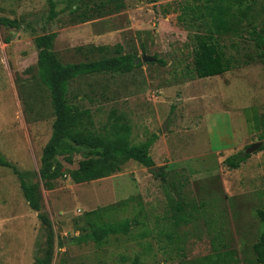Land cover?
Wrapping results in <instances>:
<instances>
[{
    "label": "rangeland",
    "instance_id": "obj_1",
    "mask_svg": "<svg viewBox=\"0 0 264 264\" xmlns=\"http://www.w3.org/2000/svg\"><path fill=\"white\" fill-rule=\"evenodd\" d=\"M185 1L57 0L51 20L48 0H0V16L21 23H0V151L33 181L55 119L38 74L36 36L57 32L53 49L63 62L115 56L119 45L123 54L156 57L130 71L70 81L69 101L89 111L94 130L125 122L131 143L155 138L150 153L164 174L129 160L107 177L77 183L66 170L79 166L83 152L72 162L59 156L64 173L52 188L40 187L41 211L55 231L52 264H209L207 256L218 253L230 264H259L264 143L237 168L225 159L260 140V121L264 129V52L252 33L264 39V0L221 39L234 67L202 78L194 68L196 29L179 19ZM178 204L189 222L176 227ZM124 219L131 220L127 233L100 244L74 240L94 223ZM47 233L13 169L0 166V264H36Z\"/></svg>",
    "mask_w": 264,
    "mask_h": 264
},
{
    "label": "trees",
    "instance_id": "obj_2",
    "mask_svg": "<svg viewBox=\"0 0 264 264\" xmlns=\"http://www.w3.org/2000/svg\"><path fill=\"white\" fill-rule=\"evenodd\" d=\"M255 0H186L182 5L183 12L180 21L188 27H194V68L198 77L220 75L234 67L233 58L227 54L221 39L229 33H237L241 23L250 15ZM49 18L54 19L57 14V0H48ZM88 16L83 18L86 21ZM0 23L5 26L20 27L18 20L0 16ZM253 36L261 42L264 52V39L259 32L253 31ZM57 32L49 31L37 35L35 38L38 51V74L41 83L49 92L53 104L55 119L50 139L46 143L41 156L39 170L40 179L33 181L30 171H21L9 161L0 151V166L13 169L20 181L25 198L30 207L38 211V217L47 228V241L44 254L37 258L36 264H52L54 259L55 231L50 217L41 211V184L52 188L53 181L64 171L58 160L64 156L69 162L73 161V154L82 151L84 159L76 169L66 170L77 183L92 181L107 177L121 170L129 160H135L146 167L155 166L150 153L155 138L140 143H131V126L125 122H114L103 132L94 130L88 122L89 111L80 109L68 98L69 83L78 76L97 72H125L135 66V57L131 53H122V46H117L119 54L102 58L63 62L54 51V41ZM93 49L106 50V46H93ZM156 58V57H155ZM160 61V60H159ZM140 63V62H139ZM260 140H264V129ZM248 154H233L225 159L231 168H237L248 157ZM155 175L162 176L164 170ZM153 173V172H152ZM172 225L178 227L188 223L189 218L183 214L181 204L173 206ZM131 227V220L124 219L115 222L94 223L90 231L74 237L78 243L93 239L97 243L111 234L127 233ZM256 261L264 264V231L260 239L254 244ZM226 254V252H225ZM207 259L209 264H230L225 255L218 253Z\"/></svg>",
    "mask_w": 264,
    "mask_h": 264
},
{
    "label": "water",
    "instance_id": "obj_3",
    "mask_svg": "<svg viewBox=\"0 0 264 264\" xmlns=\"http://www.w3.org/2000/svg\"><path fill=\"white\" fill-rule=\"evenodd\" d=\"M156 58L150 56V55H147V54H143V56L141 58H137L135 60V63L138 64L139 62H152V61H155ZM167 128V122H165L164 126H163V130H165ZM263 141L262 140H257L255 141L254 143L250 144L247 149H246V154H251L253 153L254 151L258 150L259 148L262 147L263 145ZM149 170L155 174L159 173L161 171L160 167L158 166H152V167H149Z\"/></svg>",
    "mask_w": 264,
    "mask_h": 264
},
{
    "label": "crops",
    "instance_id": "obj_4",
    "mask_svg": "<svg viewBox=\"0 0 264 264\" xmlns=\"http://www.w3.org/2000/svg\"><path fill=\"white\" fill-rule=\"evenodd\" d=\"M259 117H260V113H259ZM262 130H263V127H262V123H261V121H260V125H259V127H258V133H261ZM258 133H255V134L257 135Z\"/></svg>",
    "mask_w": 264,
    "mask_h": 264
}]
</instances>
